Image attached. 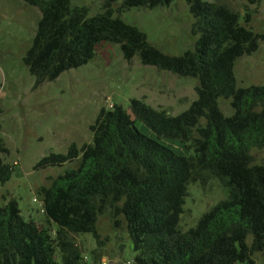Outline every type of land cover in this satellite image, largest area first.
Returning a JSON list of instances; mask_svg holds the SVG:
<instances>
[{"label": "trees", "instance_id": "trees-1", "mask_svg": "<svg viewBox=\"0 0 264 264\" xmlns=\"http://www.w3.org/2000/svg\"><path fill=\"white\" fill-rule=\"evenodd\" d=\"M24 1L40 11L23 58L37 84L88 62L97 46L109 41L120 44L127 60L137 54L143 64L196 77L197 96L175 115L138 98L129 100L130 110L102 107L90 125L91 143L42 156L35 168L61 166L80 154L76 167L39 190L44 214L57 226L55 235L24 219L14 198L5 199L0 264H56L57 250L63 264H83L70 234L97 236L98 215L108 207L113 217L125 220L135 264H254L255 253L264 256V163H253L251 154L252 148H264V84L236 87L233 73L234 60L257 50L264 39V31L249 26L251 13L241 23L238 13L221 3L185 0L196 40L194 48L174 55L117 14L172 0H105L103 10L91 15L71 0ZM218 97L230 99L232 115L222 113ZM162 137L179 139L193 154L177 153ZM6 152L0 138V189L13 170L3 160ZM203 174L219 179L227 196L181 231L187 186Z\"/></svg>", "mask_w": 264, "mask_h": 264}, {"label": "rangeland", "instance_id": "rangeland-1", "mask_svg": "<svg viewBox=\"0 0 264 264\" xmlns=\"http://www.w3.org/2000/svg\"><path fill=\"white\" fill-rule=\"evenodd\" d=\"M104 1L71 0V3L86 6L91 15L103 10ZM206 1L221 3L237 12L241 23L245 13L250 12L249 26L256 32L264 31V0ZM118 5L119 2H114L113 8ZM117 14L138 27L148 41L165 53L177 55L194 48L193 18L185 0H172L154 7L131 6ZM39 18L38 7L24 0H0V138L7 148L3 160L13 166L10 178L0 189V205L5 199L14 198L24 219L32 220L54 236L57 226L42 211L39 190L65 170L76 167L80 154L74 161L44 169L35 168L38 160L49 152L66 153L71 144L80 148L84 143H91L90 125L102 107L119 104L130 110L129 100L138 98L170 115L184 111L197 96L194 89L197 78L143 64L137 54L127 60L119 43L104 41L88 62L37 84L23 58ZM233 73L236 87L264 84V39L260 40L257 50L234 60ZM217 103L224 115L233 114L229 98L218 97ZM139 127L149 132L143 123ZM160 140L179 154H193V148L179 139L162 137ZM251 154L253 163H264V148H252ZM226 196V188L216 177L203 174L191 181L184 197L179 229L186 231L195 226L204 212ZM111 211L108 207L98 215L97 236L70 234L83 264L103 261L135 264L125 220L121 215L113 217ZM253 259L254 264H264L260 253H255ZM56 264H63L59 250Z\"/></svg>", "mask_w": 264, "mask_h": 264}, {"label": "built area", "instance_id": "built-area-1", "mask_svg": "<svg viewBox=\"0 0 264 264\" xmlns=\"http://www.w3.org/2000/svg\"><path fill=\"white\" fill-rule=\"evenodd\" d=\"M41 205H42V203H41ZM41 209H42V211H43V207H41ZM102 264H107V262H106V261H103ZM128 264H129V263H128Z\"/></svg>", "mask_w": 264, "mask_h": 264}, {"label": "water", "instance_id": "water-1", "mask_svg": "<svg viewBox=\"0 0 264 264\" xmlns=\"http://www.w3.org/2000/svg\"><path fill=\"white\" fill-rule=\"evenodd\" d=\"M109 264H112V262H110Z\"/></svg>", "mask_w": 264, "mask_h": 264}]
</instances>
